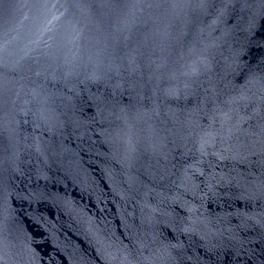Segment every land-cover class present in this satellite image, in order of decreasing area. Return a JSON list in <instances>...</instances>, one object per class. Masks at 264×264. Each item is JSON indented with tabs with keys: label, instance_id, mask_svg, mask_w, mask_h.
I'll list each match as a JSON object with an SVG mask.
<instances>
[{
	"label": "water",
	"instance_id": "95a60500",
	"mask_svg": "<svg viewBox=\"0 0 264 264\" xmlns=\"http://www.w3.org/2000/svg\"><path fill=\"white\" fill-rule=\"evenodd\" d=\"M0 264H264V0H0Z\"/></svg>",
	"mask_w": 264,
	"mask_h": 264
}]
</instances>
